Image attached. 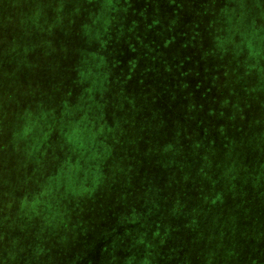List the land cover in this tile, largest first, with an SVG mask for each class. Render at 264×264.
Wrapping results in <instances>:
<instances>
[{
    "label": "trees",
    "instance_id": "1",
    "mask_svg": "<svg viewBox=\"0 0 264 264\" xmlns=\"http://www.w3.org/2000/svg\"><path fill=\"white\" fill-rule=\"evenodd\" d=\"M57 1L35 0L37 25H32L29 15L14 13L18 0H0V69L8 76L0 83L10 86L0 109L12 112L1 124L6 127L0 149L13 157L8 167L13 180L5 172L13 193L54 201L97 196L86 202L97 203L89 207L105 213L98 212L102 221L113 216L123 227L130 220L136 233L124 228L118 243L128 242L131 250L119 251L133 253L136 264H264V136L255 140L264 119L253 118L264 106V13L260 24H245L231 11V24L222 25L238 44L231 54L230 98V89L211 86L206 74L198 81L202 88L194 90L195 84L190 95L175 93V78L159 89L148 86L153 67L162 78L170 72L167 80L187 79V66L170 62L179 49L192 64L199 58V49L189 48L207 30L201 23L178 32L184 42L172 51L170 33L163 42L158 35L174 23H157L156 14L167 12L149 8L148 0H77L75 8L61 6L58 21L48 13ZM242 49L249 63L242 61ZM197 72L181 91L195 82ZM231 104L237 116L252 120L237 119L235 128L225 111ZM245 129L249 134H241ZM160 139H166L162 148H169L168 155H154ZM125 165L115 176V167ZM111 193L121 198L109 200ZM83 208L79 202L71 209L74 218L87 212ZM240 217L246 223L237 239ZM77 223L69 221L64 231L82 233ZM225 243H231L226 258L217 251ZM236 248H245L246 257L234 255ZM110 252L107 242L89 259Z\"/></svg>",
    "mask_w": 264,
    "mask_h": 264
},
{
    "label": "rangeland",
    "instance_id": "2",
    "mask_svg": "<svg viewBox=\"0 0 264 264\" xmlns=\"http://www.w3.org/2000/svg\"><path fill=\"white\" fill-rule=\"evenodd\" d=\"M18 1L21 6L13 7L15 8L14 13H22V16L27 19L29 15L31 19L30 23H32V25H37V21H35L37 20V16L35 15L37 11L36 9L38 7L34 6L35 0ZM37 1L40 2L42 0ZM76 2L77 0H59L56 4H54L56 5L54 6V8L48 7L50 9L48 13L50 14V16H52V19L56 18V20L58 21V19H60L63 15V9L61 8V6L72 4L73 8H75ZM151 2L152 1L148 0L149 8L154 7V9L157 10H164V13L167 12L165 13L166 15L164 17L156 14V19H159L157 23H166V25L167 23H174L171 30L165 31V35H158V37H160V41L158 42H163L165 38L169 36V34L167 33H170V43L172 46L170 47L172 48V51L184 42L183 38L176 37L178 32H183L184 30L191 29L194 23H201L202 26L207 28V30L203 31L200 39L194 42L189 48V52L199 49V58L196 59L193 64L187 61V59L191 60V57H188L187 54L183 53L182 49H179V55L174 57L170 62V64L176 63V65L179 67V63L181 60L184 63L183 65L187 66V70L189 71L187 79L189 80L197 71L205 72L203 75L200 74L199 76V72H197V76L194 78L195 82L192 83L193 80H191L192 85L190 86L189 84L185 86V89L181 91L182 85L187 81V79L185 80V77L181 82H179V76H172L170 80H167L170 72H166L162 78L159 75L157 68L153 67V75L155 74L154 80L153 82H150L148 86L153 89H159L160 87L165 86V84H167L173 78H175V80H178L177 82L179 86L178 90H176L175 93L177 94L178 91L179 94L185 92L186 95H190L189 91L194 87L195 84V87L197 88H195L194 90L202 88V82L199 85L198 81L204 79V75L206 74L209 76L206 81L207 83L209 82L211 86L218 88V84L222 85L223 83V85H226V87L230 89L228 97L231 98V54L233 53L234 48L236 50V46L238 44L236 43V41L231 39V32L227 34V31L222 27V25L231 24V11L233 13L240 14V18L242 20L237 19V22H245V24H250L253 22L254 24H260L264 13V0H159L157 3ZM137 3L141 4L142 2L137 1ZM172 9L175 10V13H172ZM47 10H44L45 17ZM148 18L150 17L147 16V23H150ZM152 21L153 20H151V22ZM213 26H215V28H213ZM10 29H12V27ZM139 36L141 37V40H146L145 37L142 39L141 33L139 34ZM9 38L10 37H8V39ZM133 41L136 46H138L140 43L139 38H137L136 34L134 35ZM243 45L242 47L245 48V51H247L248 44H245L244 46ZM135 48L137 49L138 47ZM168 49L169 48L165 49V51ZM245 51L242 49V52H240L239 54H242V58H244L242 60L243 62L249 63L250 60L248 57H246ZM130 54L132 55L133 52L130 51ZM151 64L152 62L151 60H149V65L152 66ZM195 64H198L200 67L198 68ZM171 71L175 72L176 69H171ZM223 76H225V78L224 81L221 82L220 79H222ZM6 77H8L7 74L0 69V80H3ZM164 80H166L167 83ZM208 86L210 87V85ZM9 88V85L0 83V104L2 102L6 104ZM157 93L158 92L156 90V94ZM204 102L205 101H200V104L209 106ZM223 104L224 107L222 108L227 107V103ZM176 106L178 108H181V106L178 104ZM261 110L262 107L258 106L257 111ZM225 111L227 113H231V124L235 125V128L239 123L237 119L241 120L245 124L252 120L251 115L247 116V118L237 116L236 112L238 110L233 104H231V109L228 108ZM179 113L180 111L178 112V114ZM11 114V110L0 109L1 136H3V132L6 127L5 125L1 124L4 123V120L10 118ZM257 114V112L254 113V119L258 118L259 122L260 120L264 119V106L263 111L260 113V115L258 116ZM218 126L219 125L216 124V127ZM263 126L264 124L258 128L260 130L257 134L258 139L255 140H261L264 136ZM248 129L242 130L241 134H249ZM175 130L176 129H174V131ZM224 133H226V131H224ZM229 133L233 134L234 132L229 131ZM166 142V139H160L159 145L157 144L159 150L157 151V153H154V155H168L164 152L166 150L168 153L169 148H162L166 145ZM249 142H251V140H249ZM19 151L23 150L19 149ZM24 151L28 152L29 149H24ZM7 155L8 152H6L5 149H0V162L1 164L5 165V167L0 166V264H136L135 256L133 255V253L132 255L125 253L120 254V251L122 250L124 252L126 248L131 250V247L127 244L128 242L118 243V236H120L119 233L123 234L122 232H125L124 228H127L129 229V231H131V233H128L129 235H133L136 233L132 229L133 226L129 224L130 220L129 222L126 221L127 224L123 227L119 222H115V220L112 219L113 216L111 217L107 215L104 221H102V215L99 213H105L99 211V209L96 212H91L92 210L89 207L96 202H92L91 204L90 202H86V200H91L92 198L96 199L97 196H83L86 193L75 195L69 198H64L62 201L60 199H58V201H54V199L50 198H23L19 194L13 193V191H16L11 181V179L13 180V174H10L8 170V167H10V164L13 161V157L7 158ZM24 157H27L25 156V153ZM7 164L8 166H6ZM127 166L128 165L115 167L117 168L114 172L115 176L120 175L123 170L127 168ZM5 172L9 173V177L11 179L7 177ZM16 172L18 174V171ZM40 185L41 184H39L36 189L40 187ZM132 197H134V195H132ZM119 198H121V195L119 193H111L109 195V200H115V202L116 199ZM96 201H98V199ZM56 202L58 204L55 207H52L51 204ZM79 202H82L84 204L83 209L87 212H85L80 218H74V213H72L71 209ZM102 210L106 212L105 208ZM131 217L132 216H130V219ZM75 219L78 221L77 225L84 227L83 232L79 233L64 231L67 223H69V221L75 222ZM245 223L246 220H244L243 217H240L236 220L235 232L237 233V239H240L242 237V234H238L239 231H242L244 235ZM109 229L110 231H108ZM259 232H261V229H259L257 233ZM107 242L109 244L111 254L103 256V258L105 259H101V257H95V260L91 261V258L89 259L91 254L99 253L101 251V246ZM59 251L64 253L62 257H59ZM217 251L221 256L226 258L227 252L229 253V255L231 254V243L223 244L222 248L218 247ZM233 253L237 256L241 255L242 258H244V256L247 254V251L245 248H243V250L241 248H236L234 249ZM49 255L51 257V261L49 260ZM218 260L221 261L222 258H219ZM236 263L238 264V262ZM236 263H231L228 260L223 264ZM240 264L245 263L243 262Z\"/></svg>",
    "mask_w": 264,
    "mask_h": 264
}]
</instances>
